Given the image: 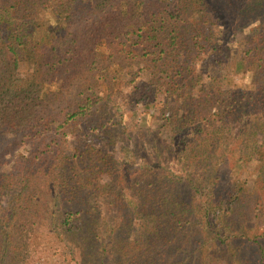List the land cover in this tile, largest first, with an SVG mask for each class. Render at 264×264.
Wrapping results in <instances>:
<instances>
[{
    "label": "trees",
    "instance_id": "16d2710c",
    "mask_svg": "<svg viewBox=\"0 0 264 264\" xmlns=\"http://www.w3.org/2000/svg\"><path fill=\"white\" fill-rule=\"evenodd\" d=\"M138 103L173 107L140 154L85 142ZM44 235L74 264H264V0H0V264Z\"/></svg>",
    "mask_w": 264,
    "mask_h": 264
},
{
    "label": "rangeland",
    "instance_id": "374dc122",
    "mask_svg": "<svg viewBox=\"0 0 264 264\" xmlns=\"http://www.w3.org/2000/svg\"><path fill=\"white\" fill-rule=\"evenodd\" d=\"M156 98H160L158 93ZM166 108V109H165ZM162 112H158L155 116H152V105L138 103L133 109L127 111L123 119H115L117 128L112 130L110 127L107 130H95L87 132L85 142L91 144L93 147H100L102 140L105 141L111 135L117 140L116 153L120 157L124 154H133L135 150L141 153L142 148L146 145V140L149 136L157 133L160 124L163 122V114L166 118H169L172 114V105L166 106ZM162 132V129H160ZM114 131V132H113ZM18 154L28 156L27 148H20L14 152L7 162H11L13 157ZM46 235L42 236L44 240L41 246V253L36 261V264H74L64 253H61L60 248L50 241L44 239ZM245 258L249 260V264H257L256 258L251 253H245Z\"/></svg>",
    "mask_w": 264,
    "mask_h": 264
}]
</instances>
